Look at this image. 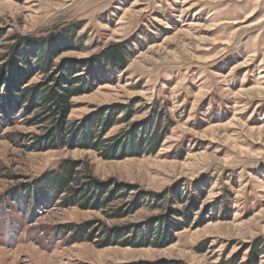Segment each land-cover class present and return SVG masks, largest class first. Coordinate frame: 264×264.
<instances>
[{
	"label": "rangeland",
	"instance_id": "rangeland-1",
	"mask_svg": "<svg viewBox=\"0 0 264 264\" xmlns=\"http://www.w3.org/2000/svg\"><path fill=\"white\" fill-rule=\"evenodd\" d=\"M75 25L72 48L56 57L53 71L75 64L88 83L66 122L107 111L122 118L127 110L129 122L113 126L109 138L153 127L158 108L172 126L155 153L114 158L34 147L52 129L32 124L39 110L0 117V264H223L232 257L244 264L250 246L264 250V0H0V55L12 37L61 35ZM115 43H125L126 67L93 61ZM46 83L37 74L27 87ZM64 160L80 163L78 184L91 175L130 194L99 209L61 205L41 179ZM199 188L205 194L168 246L100 247L106 232L119 231L115 240L124 241L134 239L131 229L145 234L173 214L182 220L175 213L187 204L179 194ZM136 197L139 207L114 215ZM82 223L93 241L71 239L69 227Z\"/></svg>",
	"mask_w": 264,
	"mask_h": 264
},
{
	"label": "trees",
	"instance_id": "trees-1",
	"mask_svg": "<svg viewBox=\"0 0 264 264\" xmlns=\"http://www.w3.org/2000/svg\"><path fill=\"white\" fill-rule=\"evenodd\" d=\"M80 28L75 25L71 28H65L63 33H50L41 37H12L15 44L9 46L8 54L0 55L7 60L6 65L0 64V86L4 91L0 90V117H4L9 113H21L22 116H29L35 111L40 112L34 115L31 120L32 124H40L50 122L52 129L45 135L35 139L34 147L40 149H59L67 146L80 147L83 149H94L102 151V155L106 157L124 158L131 153L137 155L155 153L157 147L167 134L168 128L172 124H164V112L156 108L154 115V126L144 127L136 126L133 130L127 129L118 134L105 138L106 133L115 125L128 123L130 113L126 110L122 118H116L115 113L107 111L104 114H95L87 117L79 124L73 125L66 122L74 105L72 98L81 91H85L87 80H85L76 71L75 64H63L54 75L53 68L55 59L63 51L72 48L73 37ZM73 30V32H72ZM125 43L110 44L105 49L92 57L98 63L113 69H121L128 64L127 51ZM8 56V58H7ZM37 74H42L46 79V84L28 86V82ZM30 113V114H29ZM44 113V115H43ZM157 129V130H156ZM130 153V154H129ZM80 163L73 160H64L57 169L47 172L41 179L42 185L49 193L61 196V205L65 207L80 206L82 208H101L102 205L112 202L118 198H125L128 193V187L107 185L100 182L91 175L85 176V181L78 184V176L82 172L79 168ZM78 184L79 186H75ZM195 195L191 192L179 194V199L185 200L187 206L184 210L175 213L182 220L173 218L169 221H162L151 227L144 234L143 228L137 230L131 229V237L127 236L123 240H115L119 231L106 232L105 240L100 241V247H106L119 243H130L132 245L142 246H168L175 239V233L187 226L188 214L192 207H195L198 200L204 195L203 188L195 189ZM181 193V192H180ZM168 194V198H169ZM167 197V195H166ZM164 198L162 202L167 203L168 198ZM140 197L132 203L129 209H119L114 215L123 216L133 208L140 205ZM131 204V203H130ZM159 203L157 206L164 207ZM139 207V206H138ZM72 230L71 239L73 241H93L94 233L88 223L69 227ZM155 240V242H153ZM261 244L258 242V246ZM205 249V243L203 245ZM258 246L251 249L248 260L244 264H258V257L264 250H259ZM202 251V250H200ZM236 257H232L223 264H237Z\"/></svg>",
	"mask_w": 264,
	"mask_h": 264
}]
</instances>
